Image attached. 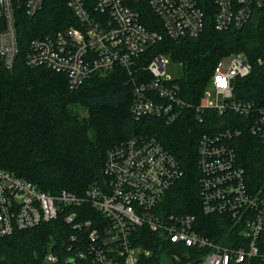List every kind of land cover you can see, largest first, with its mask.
Wrapping results in <instances>:
<instances>
[{"label": "built area", "instance_id": "2783aa9c", "mask_svg": "<svg viewBox=\"0 0 264 264\" xmlns=\"http://www.w3.org/2000/svg\"><path fill=\"white\" fill-rule=\"evenodd\" d=\"M43 4L44 0H0V70L15 66L23 19L35 18ZM66 4L76 26L32 39L25 56L28 67L66 76L71 90L94 76L123 69L133 76L131 112L136 120L162 118L169 126L187 110H193L200 123L208 111L240 117L212 123L197 148L202 213L222 218V242L198 232L195 216L169 213L165 198L184 171L155 137L140 135L108 150L104 179L80 196L43 192L0 168V239L63 215L64 224L75 232L67 248L69 264H144L154 251L169 264H264V189H249L233 146L244 130L264 143V103L236 98L237 81L252 72L248 57L239 53L221 58L207 87L215 91V100L204 91L196 106L179 97V87L166 75L165 56L155 55L140 67V58L164 37L197 38L211 4L218 32L240 30L250 23L264 26V0H66ZM147 9L162 31L145 24L142 11ZM140 229L158 238L149 243L151 249L140 246L145 241ZM59 262L52 241L43 264Z\"/></svg>", "mask_w": 264, "mask_h": 264}, {"label": "trees", "instance_id": "16d2710c", "mask_svg": "<svg viewBox=\"0 0 264 264\" xmlns=\"http://www.w3.org/2000/svg\"><path fill=\"white\" fill-rule=\"evenodd\" d=\"M212 7L211 4V10L205 11V28L197 38L175 41L164 37L140 58V67H146L155 55L170 56L182 63L185 77L175 80L179 97L196 106L220 59L243 53L252 64V72L237 81L236 98L263 104L264 26L250 23L240 30L218 32ZM142 15L148 27L162 31L152 12L147 9ZM76 24L66 0H44L35 18L23 19L18 32L21 54L12 70H0V168L37 185L43 192L55 195L67 191L80 196L90 185L104 179L108 150L137 135L155 137L184 171V177L165 198L169 213L195 216L198 232L222 242V218L202 213L197 148L212 123L222 119L240 121V117L232 114L221 117L208 111L206 121L200 123L194 111L187 110L169 126L162 118L136 120L131 112L133 76L123 69L94 76L71 90L66 76L26 65L25 56L32 39ZM145 77L150 79L146 74ZM75 104L87 108L89 117L80 119L73 112ZM233 146L249 189L252 192L264 189V143L244 130ZM74 233L64 224L63 215L33 230L16 232L0 239V264H43L52 241L60 256L59 264H69L67 248ZM139 233L145 238L140 243L145 249H151L149 243L158 242L147 229H140ZM156 254L154 251L143 263L159 264Z\"/></svg>", "mask_w": 264, "mask_h": 264}, {"label": "rangeland", "instance_id": "374dc122", "mask_svg": "<svg viewBox=\"0 0 264 264\" xmlns=\"http://www.w3.org/2000/svg\"><path fill=\"white\" fill-rule=\"evenodd\" d=\"M165 72L166 75L172 80H182L185 77V69L182 63L175 61L170 56H165ZM206 94L210 95L211 100H215V91L212 88L205 90ZM73 112L79 116L80 119H86L89 117V111L81 104H75L72 106ZM159 264H169L167 259L164 257L161 259Z\"/></svg>", "mask_w": 264, "mask_h": 264}]
</instances>
